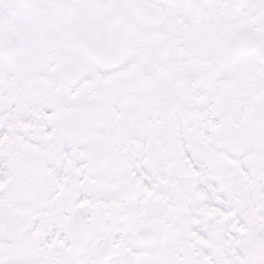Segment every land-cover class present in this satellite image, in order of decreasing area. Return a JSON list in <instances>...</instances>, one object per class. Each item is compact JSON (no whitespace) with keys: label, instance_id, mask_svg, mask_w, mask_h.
Masks as SVG:
<instances>
[{"label":"snow or ice","instance_id":"1","mask_svg":"<svg viewBox=\"0 0 264 264\" xmlns=\"http://www.w3.org/2000/svg\"><path fill=\"white\" fill-rule=\"evenodd\" d=\"M0 264H264V0H0Z\"/></svg>","mask_w":264,"mask_h":264}]
</instances>
